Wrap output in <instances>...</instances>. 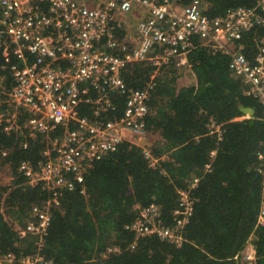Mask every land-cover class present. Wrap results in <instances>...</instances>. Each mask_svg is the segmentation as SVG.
<instances>
[{
    "label": "trees",
    "instance_id": "trees-1",
    "mask_svg": "<svg viewBox=\"0 0 264 264\" xmlns=\"http://www.w3.org/2000/svg\"><path fill=\"white\" fill-rule=\"evenodd\" d=\"M203 1L208 19L256 4L255 0ZM259 15L263 21L236 41L251 63L264 46V12ZM229 62L227 55L194 39L186 57L194 82L179 85L172 60L159 69L149 90L145 126L154 139L149 148L156 165H149L141 148L123 141L94 161L81 183L59 191L56 204L40 186H26L17 170L21 161L32 165L40 161L44 137L26 139L27 148L19 149L13 146L14 137L0 130V255L19 259L38 252L51 264H250L243 253L251 247L252 264H264V223L257 222L264 205L257 172L264 119L259 102L244 94L246 86L229 69ZM153 70L144 62L128 66L121 76L128 89H142ZM112 98L115 111L104 118L122 113L124 96ZM240 106L254 114L244 117ZM79 112L91 116L89 106L82 105ZM2 151L7 152L5 157ZM193 179L197 182L190 188ZM178 191H187L193 201L188 222L179 228L181 244L156 235L135 240L127 227L150 205L157 207L161 226L175 227ZM47 202L50 222L42 244L38 246L35 235L19 240L16 227H24L31 209Z\"/></svg>",
    "mask_w": 264,
    "mask_h": 264
},
{
    "label": "built area",
    "instance_id": "built-area-1",
    "mask_svg": "<svg viewBox=\"0 0 264 264\" xmlns=\"http://www.w3.org/2000/svg\"><path fill=\"white\" fill-rule=\"evenodd\" d=\"M255 2L252 8L229 9L208 19L203 0H0V130L13 136V146L19 149H26V139L37 135L45 140L36 165L21 161L17 167L24 184L40 186L56 204L59 191L81 183L91 164L123 141L141 148L154 167L157 159L149 145L140 144L149 135V90L163 65L172 60L186 65L194 39L229 57V69L246 86L244 94L257 99L264 119V46L251 63L236 43L263 21L259 13L264 12V0ZM144 62L154 68L149 82L142 89H128L122 71ZM115 94L125 98L121 115L102 117L115 111ZM82 105L90 107L91 116L80 114ZM58 129L62 132L56 133ZM6 154L2 151L1 157ZM257 161L264 188V149ZM196 182L193 179L190 188ZM178 194L175 227L161 226L157 207L150 205L127 227L135 240L156 235L181 244L179 228L188 222L193 201L187 191ZM50 206L47 202L31 209L25 226L16 227L19 240L35 235L38 246L42 244ZM257 222L264 223V205ZM248 250L244 259L252 264L251 247ZM0 264L51 262L37 252L19 259L0 255Z\"/></svg>",
    "mask_w": 264,
    "mask_h": 264
},
{
    "label": "rangeland",
    "instance_id": "rangeland-1",
    "mask_svg": "<svg viewBox=\"0 0 264 264\" xmlns=\"http://www.w3.org/2000/svg\"><path fill=\"white\" fill-rule=\"evenodd\" d=\"M178 71H179V78H178V84L179 85H189L194 82V77L190 70L186 67V65H177L176 66ZM244 117H247L246 115H243ZM153 137L150 135H147L146 138L142 140L140 144L142 145H151L153 142ZM4 181H8L9 178L8 176L4 178ZM249 253L248 247L245 249L243 253V258H245V254L247 255Z\"/></svg>",
    "mask_w": 264,
    "mask_h": 264
},
{
    "label": "water",
    "instance_id": "water-1",
    "mask_svg": "<svg viewBox=\"0 0 264 264\" xmlns=\"http://www.w3.org/2000/svg\"><path fill=\"white\" fill-rule=\"evenodd\" d=\"M239 111L243 114L246 115L247 117H250L254 114V111L251 108L248 107H239Z\"/></svg>",
    "mask_w": 264,
    "mask_h": 264
}]
</instances>
